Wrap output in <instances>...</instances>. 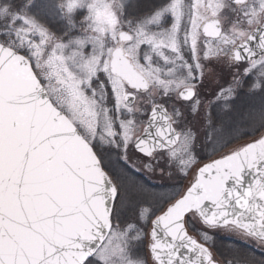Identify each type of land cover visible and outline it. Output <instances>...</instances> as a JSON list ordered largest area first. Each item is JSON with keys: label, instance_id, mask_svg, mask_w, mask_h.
Masks as SVG:
<instances>
[{"label": "snow or ice", "instance_id": "snow-or-ice-1", "mask_svg": "<svg viewBox=\"0 0 264 264\" xmlns=\"http://www.w3.org/2000/svg\"><path fill=\"white\" fill-rule=\"evenodd\" d=\"M213 64L235 72L204 100ZM134 159L192 180L152 193ZM133 193L150 231L117 222ZM216 231L264 250V0H0V264H264Z\"/></svg>", "mask_w": 264, "mask_h": 264}, {"label": "rangeland", "instance_id": "rangeland-1", "mask_svg": "<svg viewBox=\"0 0 264 264\" xmlns=\"http://www.w3.org/2000/svg\"><path fill=\"white\" fill-rule=\"evenodd\" d=\"M156 2L161 1V0H155ZM154 2V3H156ZM223 65V64H222ZM220 64V66H222ZM235 72V69H230V68H221L220 70V76L219 74L217 75H212L209 76L208 78L204 79V84L202 86H200V90H201V98L204 100H213L214 101V97L212 95L213 92H215L220 86H227V84L231 81L232 78V74ZM218 76V77H217ZM246 80H249L250 82L252 80H255V77H245ZM248 91L247 88H245L244 91L241 92L240 96L237 98V100L235 101L236 105L240 108H247L249 105H256L259 106L260 104V95L257 92L254 96L251 94L246 95L245 93ZM213 109H214V114H213ZM210 111L213 114V117H216L220 111H221V107L217 106L216 103L214 102L211 107H210ZM189 124L190 126H194L196 128H200L201 129V134H200V143H198L197 145L199 146V149L201 151H199V154H202L203 158V162H208L210 158H214V157H210L209 155V150L206 149L203 146V129L201 127L202 125V118L201 117H196V116H190L189 118ZM246 142V139H243L240 141V143H244ZM139 155V154H137ZM123 164V162H121ZM133 163H137V161L134 159L132 161H129V163L127 165H123L125 168L128 167L127 172L130 176L134 177L136 180H138L141 184H143L145 186V188L152 192V193H173L176 191H180L183 188H185L184 186H188V184L191 182L192 180V176L189 175L187 178L184 177V185H182L181 187L183 188H179L176 185L173 184H177L178 182L181 181V179L183 178V176L180 177V175H177L174 173V175L172 177H168L167 175L161 177L159 174H149L143 170H137L138 169V163H137V168H133L131 167V164ZM176 180L178 182H176ZM148 181L150 183H157V182H162L165 183L166 185H173V186H165L162 188H153L150 187L149 185L145 184L144 182ZM153 181V182H152ZM186 182V183H185ZM132 199H133V204L129 207H126L124 209L121 210L119 218H118V223L120 224V227L123 228L125 227L128 223H136L139 224L141 227L144 228L145 231H150V226L149 225H143L140 224V221L137 220V205L142 203L143 204H147V202L151 199L146 193L145 194H136L133 193L132 194ZM135 207V210H134ZM202 225L199 222H192L189 225V229L192 230V233L194 232V234H196L199 238V232L202 229L201 227ZM216 234H218L219 237H227V238H231V242L233 243H227L225 241H221L222 244H224L225 250H227V248H230L232 250V252L235 254H228L229 258H233L238 257V254L234 252L235 249H237L239 252H241L242 248H245L246 246H256V244L251 241L246 239L245 237H243L242 235L239 234H235V233H230V232H225V231H216L214 233H212V236L214 237V242H212L210 244V247L212 248L213 246H215L217 240H219L218 238L215 239ZM222 235V236H220ZM145 243H147V241H145ZM254 248V247H253ZM259 248V247H257ZM261 249V248H259ZM262 250V249H261ZM264 251V250H262ZM136 253L138 255H143L146 256L147 253V249L143 246L140 245L136 248ZM224 256V255H223ZM233 256V257H231ZM227 257V256H225ZM217 258H220L217 255ZM221 259V258H220Z\"/></svg>", "mask_w": 264, "mask_h": 264}, {"label": "trees", "instance_id": "trees-1", "mask_svg": "<svg viewBox=\"0 0 264 264\" xmlns=\"http://www.w3.org/2000/svg\"><path fill=\"white\" fill-rule=\"evenodd\" d=\"M134 210H135V207H134ZM218 239L219 240H217V244H215V248L217 249L218 253L222 256V258H229L228 254L231 255V253L232 254H234V253L232 252V250L230 248H227V250H225L224 244H222L221 241H225L227 243H233V242H231L230 240H225L224 238H218ZM239 250H241V252H239L237 249L234 250V252L238 254L237 258H244V257H248V256H253L256 260L264 259V253L257 251L252 247L246 246L245 248H242ZM225 256H227V257H225ZM231 257H233V256H231ZM229 259H232V258H229Z\"/></svg>", "mask_w": 264, "mask_h": 264}, {"label": "flooded vegetation", "instance_id": "flooded-vegetation-1", "mask_svg": "<svg viewBox=\"0 0 264 264\" xmlns=\"http://www.w3.org/2000/svg\"><path fill=\"white\" fill-rule=\"evenodd\" d=\"M148 2L149 3H152V4H161V3H163L164 2V0H161V1H158V2H156L155 0H148ZM154 2H156V3H154ZM222 65V64H221ZM226 66H224V65H222V66H220V64H213V65H211L210 66V68H209V70L206 72V78H208L209 76H212V75H217V74H219L220 73V70H221V68H225ZM228 68V67H227ZM219 76H220V74H219ZM218 77V76H217ZM204 82V81H203ZM204 84V83H203ZM202 84V85H203ZM201 85V86H202ZM199 151H201L200 149H199V146L197 145V152H198V154H199ZM113 157H115V153H113ZM199 157H200V160H201V162L203 163V157H202V154H199ZM122 162V161H121ZM126 169H128V167L126 168ZM180 177H181V175H180ZM184 177L181 179V181L180 182H178L177 180H176V182H178V185L177 184H173V185H176V186H178L179 188H183V187H181L182 185H184ZM153 182V181H152ZM186 183V182H185ZM154 185H155V188L156 189H158V188H162V187H165V186H173V185H166L165 183H160V182H157V183H153ZM184 187H187L186 185L184 186ZM202 227V226H201ZM194 236H196V237H198L196 234H194V233H192ZM254 247V246H253ZM257 248V247H256ZM215 255L217 256V253H215Z\"/></svg>", "mask_w": 264, "mask_h": 264}]
</instances>
